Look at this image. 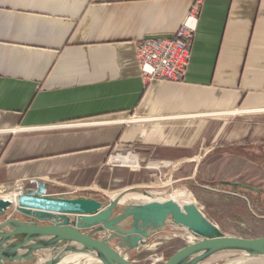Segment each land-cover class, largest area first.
Masks as SVG:
<instances>
[{"label": "crops", "instance_id": "0c3cea01", "mask_svg": "<svg viewBox=\"0 0 264 264\" xmlns=\"http://www.w3.org/2000/svg\"><path fill=\"white\" fill-rule=\"evenodd\" d=\"M194 1L0 0V198L31 182L95 198L70 183L112 150L123 154L111 163H159L170 187L196 195L218 182L260 189L264 123L223 116L264 108V0H200L183 81L139 75L137 44L172 37Z\"/></svg>", "mask_w": 264, "mask_h": 264}, {"label": "water", "instance_id": "95a60500", "mask_svg": "<svg viewBox=\"0 0 264 264\" xmlns=\"http://www.w3.org/2000/svg\"><path fill=\"white\" fill-rule=\"evenodd\" d=\"M34 184L13 197L14 202L0 198V264L29 263L35 252L46 250L52 257L42 264H57L68 253H91L101 264H134L128 253L145 246L166 227L185 231L195 242L178 249L163 264H201L223 252L264 256V236L225 235L191 201H122L133 193L149 196L131 187L102 202L82 195L47 194L45 183Z\"/></svg>", "mask_w": 264, "mask_h": 264}, {"label": "rangeland", "instance_id": "374dc122", "mask_svg": "<svg viewBox=\"0 0 264 264\" xmlns=\"http://www.w3.org/2000/svg\"><path fill=\"white\" fill-rule=\"evenodd\" d=\"M223 118L229 120H250L257 124L264 123V108L258 111L231 113L224 115ZM31 131L35 133L39 130L32 129ZM262 142L263 139L257 141L259 144L255 148L257 152L255 158L257 166L264 170V143ZM116 153L123 154L121 151L112 150L105 161L106 165L101 171L93 172L92 174L87 173L78 184L71 182L70 185H77L83 188L91 187L95 192L90 191L89 193L96 194L95 198L97 200H101L100 196H98L99 194L109 200L121 191L131 187L147 191L149 196L145 199V196L133 193L126 196L124 201H151L169 198L178 202L179 197L188 195L191 202L201 209L203 214L210 213L213 219L219 222L218 227L225 235L247 239L264 236V178L262 173H257V178H260L257 181V185L261 191L257 200L254 192L250 191L252 193L250 194L247 192L249 190L246 189H244L246 190L245 193L238 192V190L234 192L227 186L221 187L222 185H219L220 182L209 184V187L199 191L201 194L197 192L199 194L196 195L195 188L189 189L186 186H174V184L171 187L168 186L167 177L164 175L166 171L163 169L155 170L153 167L147 166L146 163H138V168L111 163L110 158L115 156ZM109 168L110 170H108ZM159 172H161V176L158 175ZM227 188L230 190L222 194ZM234 193L238 196L233 195ZM240 196H245L249 199L252 207L250 206L251 208H249L247 203L239 198ZM203 203H206L208 207ZM183 234H186L183 230L166 227L152 236L146 244L147 246H142L143 248L140 247L128 253L127 258L134 264H163L178 249L189 244L186 239L180 237ZM241 255V253L231 252L219 253L201 264H227L230 259L232 260V258L240 257ZM262 261L264 259L251 264H264Z\"/></svg>", "mask_w": 264, "mask_h": 264}, {"label": "built area", "instance_id": "2783aa9c", "mask_svg": "<svg viewBox=\"0 0 264 264\" xmlns=\"http://www.w3.org/2000/svg\"><path fill=\"white\" fill-rule=\"evenodd\" d=\"M200 0H195L191 10L183 19L179 29L169 38H145L136 47V62L139 75L145 85L153 81H164L167 83H180L183 81L191 57V49L194 35L197 30ZM127 154V153H126ZM156 163V162H149ZM155 167L159 170L160 164ZM171 184H169L170 186ZM25 191L24 186L17 187L12 194L15 197ZM233 195H236L234 193ZM251 204L245 196H240ZM251 206V207H250Z\"/></svg>", "mask_w": 264, "mask_h": 264}, {"label": "bare ground", "instance_id": "6f19581e", "mask_svg": "<svg viewBox=\"0 0 264 264\" xmlns=\"http://www.w3.org/2000/svg\"><path fill=\"white\" fill-rule=\"evenodd\" d=\"M124 198H123L122 201H124ZM144 198L146 199L147 197H144ZM6 200L14 202V198H11V197L10 198H6ZM187 201L188 202L191 201L188 195L178 198V202H187ZM180 237L186 239L189 244L195 242V239L191 235H189L188 233L183 234ZM10 243H7V245L10 244ZM19 253H24V251L21 250ZM223 253H228V252H223ZM231 253H237V252H231ZM241 254L242 255L240 257L236 256V258H232V260L230 259V261L227 262V264H251L253 262H256V261L259 262V260L264 259V256L252 257V256H249L245 252H241ZM50 257H52V255H51L49 250H46L44 252L43 251H39V252H35L33 254V261L32 262L27 263V262H23L22 261V262H15L13 264H42L46 260H48ZM262 262H264V261H262ZM57 264H101V263L91 253H84V254L68 253V254L64 255Z\"/></svg>", "mask_w": 264, "mask_h": 264}, {"label": "trees", "instance_id": "16d2710c", "mask_svg": "<svg viewBox=\"0 0 264 264\" xmlns=\"http://www.w3.org/2000/svg\"><path fill=\"white\" fill-rule=\"evenodd\" d=\"M219 185H222L221 187L223 186H227L229 187L232 191L236 192L237 190L241 189V185L242 184H233V183H227V182H220ZM35 187V184L34 182H31L26 188H25V191L27 190H30V189H33ZM261 193V191H259L258 193H256V200L258 198V195ZM100 196L101 200L102 201H107V198L104 197V196H101L100 194L98 195Z\"/></svg>", "mask_w": 264, "mask_h": 264}]
</instances>
